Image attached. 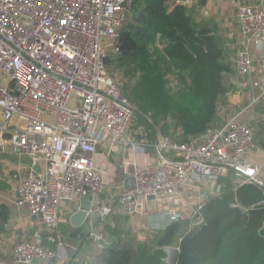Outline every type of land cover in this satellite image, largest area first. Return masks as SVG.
<instances>
[{"label": "built area", "instance_id": "obj_1", "mask_svg": "<svg viewBox=\"0 0 264 264\" xmlns=\"http://www.w3.org/2000/svg\"><path fill=\"white\" fill-rule=\"evenodd\" d=\"M196 1L169 0L168 6L189 8ZM233 1L243 44L235 69L244 85L253 67L248 45L264 40V1ZM132 2L0 0V150L29 158L31 165L15 187L16 204L40 222L28 238L12 243L15 264L77 262L75 254H67L75 247L64 240L60 224L81 196L90 198L84 242L100 253L117 240V215L136 218L152 203L148 196L177 193L193 177L209 180L212 188L228 176L237 181L235 188L255 184L264 211V162L251 159L255 138L241 120V110L187 139L178 126L153 142L123 141L135 111L105 58L119 52L118 31L130 19ZM250 84L258 86L255 80ZM122 145L129 147L132 160L122 159L120 166H131L125 179L131 178L133 186L125 189L120 181L113 194L94 165V155L99 148L110 155ZM147 150L154 159L137 165L134 155ZM202 206L203 201L195 206L190 225L201 222ZM179 220V212L162 210L147 227L158 230Z\"/></svg>", "mask_w": 264, "mask_h": 264}, {"label": "trees", "instance_id": "obj_2", "mask_svg": "<svg viewBox=\"0 0 264 264\" xmlns=\"http://www.w3.org/2000/svg\"><path fill=\"white\" fill-rule=\"evenodd\" d=\"M168 2L133 0L130 19L118 31L119 52L105 63L113 76L116 61L123 75L120 91L135 111H150L153 122L163 120L165 128L170 118V131L180 126L187 139L212 121L230 65L218 37L193 22L185 7L169 8ZM134 116L153 132L155 124ZM233 186L226 181L208 194L199 224L170 223L152 235L150 248L114 244L102 253L101 264H165L169 246L178 247L177 264H264L262 193L250 184L235 191Z\"/></svg>", "mask_w": 264, "mask_h": 264}, {"label": "crops", "instance_id": "obj_3", "mask_svg": "<svg viewBox=\"0 0 264 264\" xmlns=\"http://www.w3.org/2000/svg\"><path fill=\"white\" fill-rule=\"evenodd\" d=\"M203 11H206L207 14L204 15ZM186 12L192 17L193 22L199 25H203L204 27L208 28L211 33L216 35L223 48L235 49V51L237 50V53L243 47L238 30L239 27L236 16L235 1L197 0L192 7L186 8ZM248 51L253 60L251 76L247 78L246 84L242 85L240 80L238 83L235 69V56L233 55V58L229 57V61L227 62V64H229L230 67L229 71L224 74V81H231V86L229 87V90L225 93V95L219 97V104H217V109L221 107L220 111H225V106L227 107V112L225 113L222 122L229 114L233 112H239L241 110L240 118L242 121L249 124V126L252 128L255 138L256 131H254L253 129L251 120L259 121V119L261 118L262 122H264V113H260L261 110L264 109V94L258 97L255 102H251L259 94L264 92V73L262 72V65L264 64V40L258 45L249 44ZM251 80L257 81L258 86L252 87L250 84ZM221 99H223V102L225 104L223 102L220 103ZM216 119L217 116L215 114L212 121ZM220 124L216 126H219ZM123 141L126 142L125 144H128L132 141H140V139H134L133 137H131V135L129 136L128 133H125V135L123 136ZM150 151L151 150H147V152L145 153L135 154L133 160L137 165H142L144 163L150 162L155 157V154ZM117 152L118 157H121L119 159L120 161L122 159H124L125 161L132 160V154L127 145H122L121 147L116 148L115 151L112 152V155ZM98 156L99 152H96V154L94 155V165L103 177V174H106V171L101 170L102 168L98 167L100 164V162L97 160ZM251 159L264 162V141H256L255 139V148L253 153L251 154ZM119 163L117 164V167L120 168V173L122 175L110 184L106 183L107 186L112 187L113 194H115L116 191L120 189V186H118L119 182L125 180V173L129 172L131 169V166L129 164L120 167ZM30 165L31 162L27 156L17 153H11L5 149L0 150V264H15L10 254V247L12 243L28 238L30 234L40 226L38 218L30 216L26 208L16 204L17 193L15 191V187L18 183V180L26 173ZM32 167L35 170L38 169L37 165H33ZM229 179H231V181L234 180L231 176H228L222 179L221 184L224 186V183H226V181H230ZM205 181L208 184V187H206V189H201L198 184H195L194 188H192V192H197L198 195H200L198 196V202L204 201L208 194L210 192H213L216 188L211 187L209 180L205 179ZM195 186L198 187V190L195 189ZM235 186L236 185L234 184V191L236 189ZM101 197L105 198L106 193L101 194ZM151 204H149V206ZM78 205L79 202L73 205V209H76H74L71 213H64L63 222L60 224V232L65 238L64 240H67L75 247V250H72L71 252L70 250H68L67 252L68 255H76L77 262L75 264L82 262L83 259H92L93 257L90 255L95 254L93 253L94 251H89V249H92L93 246H91L90 244L88 245L84 242V239L86 238L89 230V223H83L86 226V232L82 236H79L77 234L79 233L80 227H73L68 220L71 214H73L78 209ZM124 219L125 218L122 216H116L117 222L124 226L125 224L135 225V222L138 218H132L130 220ZM160 229L161 228H159L158 230ZM74 231H77V233L75 234V236H72ZM108 233L107 234L110 237L111 234L110 232ZM73 237H77L76 241H73Z\"/></svg>", "mask_w": 264, "mask_h": 264}, {"label": "rangeland", "instance_id": "obj_4", "mask_svg": "<svg viewBox=\"0 0 264 264\" xmlns=\"http://www.w3.org/2000/svg\"><path fill=\"white\" fill-rule=\"evenodd\" d=\"M224 54H225V62L229 61V57L233 58V55L235 56L236 51L235 49H225ZM108 53H110V50H107ZM111 56L112 54H108ZM116 61H114V65L111 67V71L113 73L114 78L118 82L119 86L120 83L123 80V75L121 71L118 69L117 66H115ZM172 81V78H171ZM224 81V78H223ZM224 85L226 88L225 93L229 90V87L231 86V81L225 80ZM224 93V95H225ZM223 102V99H221L220 103ZM224 103V102H223ZM219 104V103H218ZM225 104V103H224ZM219 106V105H218ZM134 107V106H133ZM259 108V107H258ZM257 109V108H255ZM254 109V110H255ZM134 107V111H135ZM221 107L219 109H216V116L217 119L214 121H211L207 128L215 127L216 125L220 124L222 122V119L225 116V113L227 112V107L225 106V111H220ZM264 109L261 110L260 113L263 112ZM148 113H141L140 111H135V114L140 115L145 121L150 125L155 124L151 118L152 113L150 111H147ZM215 116V115H214ZM167 127H163V120H160L158 124L153 125V132H148L144 129V124L138 122L136 116L133 115L130 125L127 128L126 133L134 139H140L143 141H154L156 140L159 136L165 135L162 129H165L168 133L166 135H171L172 134V124L173 121L168 118L165 119ZM251 120V124L253 126V129L255 132V139L256 141H264V122H262L261 118L259 121ZM99 152V156L97 160L100 162L98 167L102 168L101 170L106 171V174H103V179L105 183L110 184L111 182L115 181L119 176L122 174L120 173V168L117 167L119 163V159L121 157H118V152L112 153L107 156L105 154L104 150L102 148H99L97 150ZM112 155V157H111ZM122 155V154H121ZM120 165V163H119ZM121 167V166H120ZM119 171V173H118ZM231 181V179H229ZM222 182V181H221ZM219 182V185L221 184ZM232 183L235 185L237 184V181L232 180ZM198 184L201 189H206L208 187L207 182L205 181V178L202 177H193L191 178L189 184L185 185L181 191H178L177 193L174 194H169V195H159L157 196L153 201V203L149 206H145L142 210V214L136 218H138L135 222V225H121L119 224V229L114 230L115 235L117 236V240L114 242V244L117 245H125V246H130L132 248H136L138 244L143 243L147 248L151 247V238L154 233H156L155 229H150L147 227V223L149 221H153L155 218V215L162 211V210H170V211H177L180 213L181 219L183 220H189V217L191 213L193 212L195 206L197 205V202L199 200L198 197L190 196L188 193H191L193 191L192 187L193 185ZM218 188V186H217ZM216 190V188H215ZM124 220H127L126 218ZM80 227V228H79ZM79 233L77 235L82 236L86 232V226L82 224L79 226ZM162 228V227H161ZM77 231L73 233L72 236H75ZM119 233H123V237H119ZM73 241H76L77 237L72 238ZM113 244V245H114ZM89 251L95 253L91 254L92 259H86L88 264H101L102 263V254L95 248V246L92 247V249H89Z\"/></svg>", "mask_w": 264, "mask_h": 264}, {"label": "water", "instance_id": "obj_5", "mask_svg": "<svg viewBox=\"0 0 264 264\" xmlns=\"http://www.w3.org/2000/svg\"><path fill=\"white\" fill-rule=\"evenodd\" d=\"M151 152V151H150ZM133 186V182L131 178H126L123 181V187L125 189H130ZM254 186H256L254 184ZM188 195L190 196H194V197H198L200 195H198L197 192H191L188 193ZM155 197L154 196H148L147 200H154ZM90 198L88 196H81L79 198V205H78V209L71 214V216L69 217V222L73 227H79L84 223L85 217H86V211L89 209V202ZM183 224H187V220H182ZM118 247H121V245L119 244ZM165 254H166V258H165V264H177V260H178V253L179 250L177 247L174 246H169L167 248H165L164 250Z\"/></svg>", "mask_w": 264, "mask_h": 264}]
</instances>
